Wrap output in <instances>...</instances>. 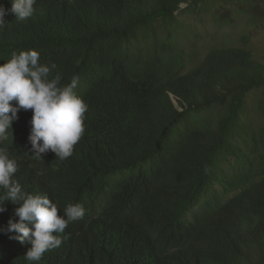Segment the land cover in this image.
<instances>
[{
    "label": "trees",
    "instance_id": "16d2710c",
    "mask_svg": "<svg viewBox=\"0 0 264 264\" xmlns=\"http://www.w3.org/2000/svg\"><path fill=\"white\" fill-rule=\"evenodd\" d=\"M34 8L23 21L5 16L0 64L34 49L62 83L78 76L85 131L70 157L42 159L29 141L32 110H21L0 147L29 194L61 209L79 203L84 215L59 234V247L29 262L31 245L6 231L20 205L6 202L0 264H264V43L254 40L264 0H37ZM229 13V23L248 18L249 32L187 71L196 53L186 21L225 22Z\"/></svg>",
    "mask_w": 264,
    "mask_h": 264
},
{
    "label": "clouds",
    "instance_id": "9594fccd",
    "mask_svg": "<svg viewBox=\"0 0 264 264\" xmlns=\"http://www.w3.org/2000/svg\"><path fill=\"white\" fill-rule=\"evenodd\" d=\"M36 2L11 0L10 10L0 4V29L9 12L20 21L31 17ZM56 67L55 63H42L34 49L13 52L6 63L0 64V144L8 140L10 129L13 134L12 125L19 119V112L32 110L29 141L34 155L42 158L51 151L64 160L73 154L85 131L88 105L75 91L79 77L62 83L61 73L52 74ZM17 171L16 159L6 147H0V213L6 211L8 201L20 205L15 210L18 221L9 220L6 231L17 233L11 238L31 245L24 255L27 261L39 262L46 251L61 245L59 234L70 222L83 217L84 208L68 203L61 209L47 194H29L13 179Z\"/></svg>",
    "mask_w": 264,
    "mask_h": 264
},
{
    "label": "rangeland",
    "instance_id": "374dc122",
    "mask_svg": "<svg viewBox=\"0 0 264 264\" xmlns=\"http://www.w3.org/2000/svg\"><path fill=\"white\" fill-rule=\"evenodd\" d=\"M185 6H183L184 8ZM227 14L225 22H216L212 15L203 14L199 19H188L186 22L190 29L189 36L186 38L188 42V52H195L196 55L188 66V70L195 68L214 48H220L224 44H235L249 32L248 18L237 15L234 23H229ZM229 16V17H228ZM230 21V20H229ZM254 40L256 45L264 43V30L259 29L254 31ZM234 170V166L230 167L228 171ZM231 178L234 179L237 173L232 171ZM223 189V187H220ZM227 193H232L230 187L224 189ZM229 197L233 194H227Z\"/></svg>",
    "mask_w": 264,
    "mask_h": 264
}]
</instances>
